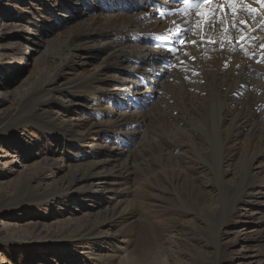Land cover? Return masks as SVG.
Masks as SVG:
<instances>
[{
  "label": "bare ground",
  "instance_id": "bare-ground-1",
  "mask_svg": "<svg viewBox=\"0 0 264 264\" xmlns=\"http://www.w3.org/2000/svg\"><path fill=\"white\" fill-rule=\"evenodd\" d=\"M54 3L63 8L66 2L54 0ZM120 3L121 0H103L99 6L106 14H93L91 20H87V28L77 33L80 34L77 40L81 44L72 46L75 51H84L85 60L102 56L99 68L86 71L83 65H88L87 62L76 63L73 53L67 58L64 55L61 57V51L56 50L61 42L58 38L46 42V56L34 64L32 83L16 92L2 93L0 98L3 102L16 105L17 122L33 127L35 133H47L46 142L52 153L29 164L32 154L26 147L21 153L15 154L14 151L15 155L6 163L18 168L14 171L13 180L0 181V204L2 193L6 190L10 193L11 202L17 199L28 202L55 195L60 191L57 186L66 182L69 186L64 190L70 195L65 198L73 201L72 194H79L89 205H77V209L67 210L74 216L54 221L52 229L68 231L71 241L77 242L105 237L109 243L118 246L116 251L119 254L126 252L134 242V253L137 251L142 256L154 245L164 248L167 241L174 243V236L163 235L156 226L143 225L136 212L129 207L134 172L131 168L138 165L137 160L145 164L150 159L160 162L164 171L159 169V172L175 189L179 188L177 200L188 203L190 209L196 206L203 214L215 209L206 186H198L189 177V169L196 163L195 159L190 157L188 161L183 158L186 149L206 151L204 145L194 148L195 140L188 133V128L195 126L193 123L196 120L198 123L203 116L219 117L215 130L222 133L225 141L219 145L222 153L215 162L221 168V180L228 173V170L224 173L223 166H228L229 160L238 151L244 156H247V151H255L248 158L244 175L249 178L248 183L253 184L249 190L254 188L255 179L249 174L250 167L254 166V172L258 169L257 174L262 173L256 181H262L259 185L264 188V4L259 0H223L220 3H225V12L212 6L207 11L161 20L155 17V10L141 0H130L128 5L124 3L119 7ZM240 21L246 23L241 25ZM33 25L37 23L33 22ZM180 27H186L188 32L185 45H180L177 53L152 48L151 41L159 34L173 33ZM122 31L127 35L124 38L120 36L124 35ZM1 50L0 68L4 65L3 58L23 54L17 43L13 46L0 45ZM56 56L63 58L61 60L66 66L63 73L60 72V65L52 60ZM21 58L19 56L18 59ZM165 63L171 65L169 70L164 68ZM121 75L129 81L124 82ZM156 76L167 82L173 78L174 83L169 82L172 85L166 89V95L165 91L162 92L165 101L157 108L156 119H152L140 114L139 104L145 92L141 88H145L146 84L152 87L157 84ZM147 88L153 92V89ZM186 92L188 95H183ZM116 94L124 96L125 100L120 98L116 103ZM34 96L36 102L29 105ZM82 106L87 109L83 110ZM46 114L48 119L44 120ZM169 134L178 135V138L173 140ZM139 135L142 137L137 146L140 147L141 141H145L146 146H141L140 152L137 151L139 154L135 153L138 150L135 148L126 154V147H130ZM60 140L76 151L72 157L55 158L57 152L50 145ZM56 170L60 174L59 179L54 180ZM146 170L152 172L150 168ZM246 185L240 188L239 203ZM147 189L149 194L155 188ZM57 194L60 195V192ZM204 197H209L207 202ZM3 227L11 236L20 234L24 237L26 232L34 230L36 240L48 239L49 233L42 232L41 227L35 229V224L28 225L30 230L7 223ZM103 259L106 260L97 256L95 260L102 264Z\"/></svg>",
  "mask_w": 264,
  "mask_h": 264
},
{
  "label": "rangeland",
  "instance_id": "rangeland-1",
  "mask_svg": "<svg viewBox=\"0 0 264 264\" xmlns=\"http://www.w3.org/2000/svg\"><path fill=\"white\" fill-rule=\"evenodd\" d=\"M141 1L144 2V0ZM65 2L64 7L60 8L55 5L54 0H0V45L13 46L17 43L23 51L21 55H11L5 60L3 58L4 65L0 68V97L2 93L16 92L17 89L26 87L33 82L34 64L46 56L47 52H45L46 48L44 47L46 42L58 38L61 42H59V49L56 50L61 51V57L64 55L67 58L73 53L76 63L87 62L88 65H83L86 67V71L101 66L102 56L90 57L85 60L84 51H75L72 46H77L76 43L81 44L77 40L80 34L77 33L79 30L87 28V22L91 20L93 14H106L103 12V8L101 9L99 6L103 0H65ZM121 2L128 5L130 0H121ZM118 6L120 7V4ZM11 18L14 19L11 21L9 20ZM33 22H36L38 26L33 25ZM11 25L13 28L10 30ZM122 32L124 33L123 36L120 35L122 38L127 36L124 31ZM0 52L2 53V50ZM19 56L22 58L18 59ZM61 59L56 56L52 60L60 65V72L63 73L62 71L66 66L63 65ZM165 68L169 70L170 67ZM81 69L83 68L81 67ZM156 77L158 83L153 87L146 84L145 88H141V91L144 92L145 89V92L142 94L144 96L143 101L139 104L140 114L148 115L152 119H156L155 117L158 116L157 108L165 101L164 95L168 91L166 89L172 85L169 82H173V78L167 82L168 80L161 79L159 76ZM121 79L126 83L129 81L123 75H121ZM147 87L153 89V92L148 91ZM186 94L188 95L187 92L183 93L187 96ZM115 97L113 98H115L116 103L120 98L122 101L125 100L122 95L116 94ZM36 100L37 98L34 96L31 103L28 102V104L35 103ZM10 104L12 107L9 106ZM15 109L16 105L11 102L6 104L0 98L1 182H9V180L14 179V171L18 167L12 168L10 163L6 162L15 154L21 153L24 147L29 154H32L30 161H28L29 164L35 163L40 158L52 153L49 151V143L46 142L47 133L44 134L43 131L35 133L33 127L21 125L16 121ZM82 109L87 108L82 106ZM154 112H157V115ZM209 115L203 116L204 118H201L198 123L196 120L193 123L195 126L188 128V133L195 140L194 148L197 149L204 145L206 151L202 153L198 150L196 152L194 149L192 151L186 149L187 151H183L185 152L183 158L188 161L190 157L195 159L196 163L189 169V177L193 178L198 186L203 188L206 186L205 189L209 191L215 203V209H212V212L209 209L208 214H203L198 211L196 206H191L190 209L188 203L184 204L178 201L179 188L175 189L169 180L164 178V174L159 172V169L164 171L160 162L150 159L148 164H145L142 160H137V162L139 161L138 165L131 168L134 172L130 183L132 192L128 197L129 207L136 212L135 215L142 220L143 225L156 226L155 228L160 230L163 235L166 233L168 236L173 235L174 243L167 241L164 248L154 245L148 253H143L141 256L137 251L134 253V242L126 252L119 254L116 251L118 246L109 243L105 237L87 238L78 242L71 241L69 237L71 233L64 229H61L62 231L54 230L51 223L67 216H74L68 214L67 210H75L78 206L89 205V203L79 194H72L74 196L73 201H69V198L66 199L65 197L70 195L69 191H65L69 185L64 182L57 186V189H60L57 193L60 192V195L56 193L42 199L39 197L31 201L27 200L28 202H24L22 199L11 202L9 200L10 193L7 190L2 193L3 199L0 204V264H98L95 260L97 256L106 258V260H102V264H264V188L259 185L262 181L259 183L256 181V179H260L262 173L257 174L256 171L259 170L256 169L254 172V166L250 167L251 172L249 174L250 176L253 175L255 179L254 188L252 187L250 190L249 186L253 184L248 183L249 178L244 175V168L248 167L249 164L248 158L255 151H251L252 153L247 151V156L238 151V154L231 159L232 161L229 160V165L223 166L224 173L225 170H228V173H225L223 180H221V174H219L221 168L215 161L222 153L219 145H222L225 140L222 133L215 130L218 128L216 123H219V117L217 119L215 115ZM47 116V114L44 115V120L48 119ZM129 135L131 136V134ZM169 136L172 139L178 138V135L169 134ZM140 137L142 136L139 135L138 141L135 139L134 142H131L130 147H126V154L135 149H138L135 153L139 154L141 146H146L145 141L140 142V147L137 146ZM161 138L164 139V136ZM150 141L153 139L150 138ZM50 147H53V151L57 152L55 158L59 157L58 159L70 155L72 157L76 153L73 147L66 144L64 140H60L58 143L54 142ZM146 168H150L152 172L147 171ZM59 174L58 170L54 171L53 179H59ZM204 182L206 185H203ZM246 183L248 184L246 185ZM244 184L246 185L244 186L245 191H243L244 196L239 203L237 201L240 199L238 197L240 196V188ZM147 187L155 189L148 194ZM204 198L207 202L209 197ZM235 201L239 204L237 205ZM6 223L21 228H28L29 224H35V229L41 227L42 232L49 233L47 234L48 239L36 240L34 237L36 233L33 229H31L33 230L32 234L26 232L24 237L20 234L11 236L9 231L3 227ZM28 229L30 230V228ZM126 255H128L127 259ZM80 257H82V261L79 259Z\"/></svg>",
  "mask_w": 264,
  "mask_h": 264
},
{
  "label": "snow or ice",
  "instance_id": "snow-or-ice-1",
  "mask_svg": "<svg viewBox=\"0 0 264 264\" xmlns=\"http://www.w3.org/2000/svg\"><path fill=\"white\" fill-rule=\"evenodd\" d=\"M182 2H183L184 4H188V3H189V0H182ZM204 2H205V3H208L209 0H204ZM259 2H260L261 4H264V0H259ZM208 23H209V25L211 26V21H209ZM245 23H246L245 21H240V22H239V24H241V25H243V24H245ZM179 34H180V33H177V35H179ZM242 39H243V38H242ZM179 43H180V45H185V40L181 39V40L179 41ZM192 43L195 44L194 41H193ZM173 51H174L173 49H169L170 54H171ZM193 59H195V58L193 57ZM181 63H183V61H181ZM170 67H171V65H170ZM237 67H238V66H237Z\"/></svg>",
  "mask_w": 264,
  "mask_h": 264
}]
</instances>
